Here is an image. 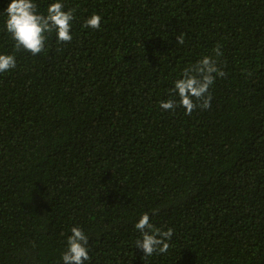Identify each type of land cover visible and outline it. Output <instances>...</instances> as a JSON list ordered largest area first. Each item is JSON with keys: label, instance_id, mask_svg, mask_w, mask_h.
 <instances>
[{"label": "trees", "instance_id": "16d2710c", "mask_svg": "<svg viewBox=\"0 0 264 264\" xmlns=\"http://www.w3.org/2000/svg\"><path fill=\"white\" fill-rule=\"evenodd\" d=\"M63 3L73 39L50 32L35 56L0 16L17 58L0 74V264H61L73 226L86 264H264V0ZM204 56L224 73L211 107L162 110ZM145 212L173 237L143 260Z\"/></svg>", "mask_w": 264, "mask_h": 264}, {"label": "clouds", "instance_id": "9594fccd", "mask_svg": "<svg viewBox=\"0 0 264 264\" xmlns=\"http://www.w3.org/2000/svg\"><path fill=\"white\" fill-rule=\"evenodd\" d=\"M0 16L3 17V30L14 41L15 49L30 52L33 56L44 50L50 32L55 31L58 42H69L73 39L71 28L74 14L70 9L65 10L63 0H53L48 4L46 14L38 10L36 0H10ZM102 19L100 14L92 13L86 18L84 26L100 29ZM179 42L183 43L182 37ZM214 51L217 56L222 55L219 47ZM16 66L17 58L14 54L0 52V74L9 72ZM217 75L223 76L224 73L217 67L215 60L210 56L202 57L173 81L170 92L174 98L161 101L159 107L167 111L175 110L179 106L187 115L198 106L202 109L210 108L212 96L209 89ZM134 228L139 233L135 240V249L142 250L143 260L153 254L168 252L173 237L171 228L166 231L155 228L147 212L139 216ZM88 243L89 237L81 227H71L60 257L61 264L89 262L91 257Z\"/></svg>", "mask_w": 264, "mask_h": 264}]
</instances>
